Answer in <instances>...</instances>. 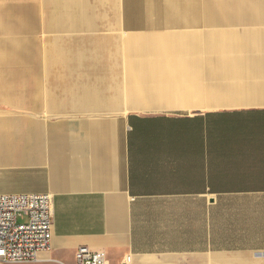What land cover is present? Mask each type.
Instances as JSON below:
<instances>
[{"label": "crops", "instance_id": "crops-1", "mask_svg": "<svg viewBox=\"0 0 264 264\" xmlns=\"http://www.w3.org/2000/svg\"><path fill=\"white\" fill-rule=\"evenodd\" d=\"M0 105V193L53 196L45 263L264 264V0H0Z\"/></svg>", "mask_w": 264, "mask_h": 264}, {"label": "built area", "instance_id": "built-area-1", "mask_svg": "<svg viewBox=\"0 0 264 264\" xmlns=\"http://www.w3.org/2000/svg\"><path fill=\"white\" fill-rule=\"evenodd\" d=\"M21 215L26 222H19ZM53 196L48 193H0V264H31L52 249ZM131 256L121 264H130ZM60 264H66L61 262ZM75 264H109L105 251L79 247Z\"/></svg>", "mask_w": 264, "mask_h": 264}, {"label": "rangeland", "instance_id": "rangeland-1", "mask_svg": "<svg viewBox=\"0 0 264 264\" xmlns=\"http://www.w3.org/2000/svg\"><path fill=\"white\" fill-rule=\"evenodd\" d=\"M75 42V41H74ZM86 43V42H85ZM100 43V47H101V52L103 50L104 47H107V49L110 51L107 52V55H100V59H101V64L105 65V66H109L110 68H112L111 70H106L105 72H103V74L100 76V82L102 85H106L108 83L109 78L112 79V83H116L119 84L121 79H120V69H119V47H122V41L117 40H101L99 41ZM111 49V50H110ZM115 79V80H113ZM122 82V81H121ZM0 108L3 110H9L10 108L8 107H2L0 105ZM19 222H26L27 218H18ZM45 262H49V261H42L40 263H31V264H54V263H45Z\"/></svg>", "mask_w": 264, "mask_h": 264}, {"label": "bare ground", "instance_id": "bare-ground-1", "mask_svg": "<svg viewBox=\"0 0 264 264\" xmlns=\"http://www.w3.org/2000/svg\"><path fill=\"white\" fill-rule=\"evenodd\" d=\"M42 257H43V255L41 256V261H42ZM41 261H40V262H41Z\"/></svg>", "mask_w": 264, "mask_h": 264}]
</instances>
